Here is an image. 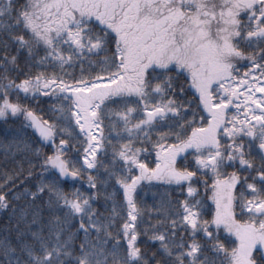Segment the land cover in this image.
Here are the masks:
<instances>
[{"label":"snow or ice","instance_id":"1","mask_svg":"<svg viewBox=\"0 0 264 264\" xmlns=\"http://www.w3.org/2000/svg\"><path fill=\"white\" fill-rule=\"evenodd\" d=\"M0 264H264V0H0Z\"/></svg>","mask_w":264,"mask_h":264},{"label":"trees","instance_id":"2","mask_svg":"<svg viewBox=\"0 0 264 264\" xmlns=\"http://www.w3.org/2000/svg\"><path fill=\"white\" fill-rule=\"evenodd\" d=\"M158 191H163V189H156V188H145L144 189V196L142 198L144 200L146 207L149 209V211H154L153 204L157 203L158 200H154L153 193H156Z\"/></svg>","mask_w":264,"mask_h":264}]
</instances>
